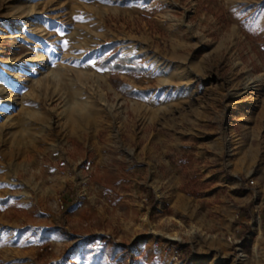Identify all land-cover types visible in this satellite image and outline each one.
<instances>
[{
    "label": "rangeland",
    "instance_id": "rangeland-1",
    "mask_svg": "<svg viewBox=\"0 0 264 264\" xmlns=\"http://www.w3.org/2000/svg\"><path fill=\"white\" fill-rule=\"evenodd\" d=\"M263 96L264 0H0V264H264Z\"/></svg>",
    "mask_w": 264,
    "mask_h": 264
},
{
    "label": "trees",
    "instance_id": "trees-1",
    "mask_svg": "<svg viewBox=\"0 0 264 264\" xmlns=\"http://www.w3.org/2000/svg\"><path fill=\"white\" fill-rule=\"evenodd\" d=\"M97 65L100 68H108L110 71L109 81L111 84L119 88L124 94L129 96H136V93L128 88V86L119 78L118 73L125 71L132 76H138L146 71L143 65L138 62V59L132 56L119 55L112 53L103 55L98 61ZM182 254H186L181 250Z\"/></svg>",
    "mask_w": 264,
    "mask_h": 264
},
{
    "label": "crops",
    "instance_id": "crops-1",
    "mask_svg": "<svg viewBox=\"0 0 264 264\" xmlns=\"http://www.w3.org/2000/svg\"><path fill=\"white\" fill-rule=\"evenodd\" d=\"M264 97V96H263ZM262 100H264V99H262ZM264 172V171H263ZM228 180V179H227ZM227 180H224V182H226L225 184L227 185V190H230V189H228V187L229 188H234L232 191H234V192H245V188L246 187H244V184H239V182L237 181V180H235V179H231L230 181H228L227 182ZM238 184L240 185V186H238ZM246 184V183H245ZM24 235H25V233H24Z\"/></svg>",
    "mask_w": 264,
    "mask_h": 264
},
{
    "label": "built area",
    "instance_id": "built-area-1",
    "mask_svg": "<svg viewBox=\"0 0 264 264\" xmlns=\"http://www.w3.org/2000/svg\"><path fill=\"white\" fill-rule=\"evenodd\" d=\"M249 183H250V184H252V183H253L252 179H250V180H249Z\"/></svg>",
    "mask_w": 264,
    "mask_h": 264
}]
</instances>
